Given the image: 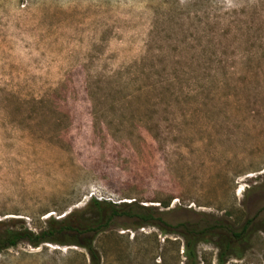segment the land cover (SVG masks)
<instances>
[{
    "label": "rangeland",
    "instance_id": "rangeland-1",
    "mask_svg": "<svg viewBox=\"0 0 264 264\" xmlns=\"http://www.w3.org/2000/svg\"><path fill=\"white\" fill-rule=\"evenodd\" d=\"M247 218L225 264H264V0H0V234L52 226L100 264H184L179 223ZM216 239L198 245L211 264ZM0 264L91 260L20 242Z\"/></svg>",
    "mask_w": 264,
    "mask_h": 264
},
{
    "label": "trees",
    "instance_id": "trees-1",
    "mask_svg": "<svg viewBox=\"0 0 264 264\" xmlns=\"http://www.w3.org/2000/svg\"><path fill=\"white\" fill-rule=\"evenodd\" d=\"M89 204L96 208V210L103 214H109L108 216L126 213V210L131 207L137 206L139 210V219L141 225L149 224V219L152 215L148 213V208L140 204L136 205L135 201L130 202L126 206H121L117 203L105 204L104 201L93 200ZM107 206V207H105ZM65 218L70 217V213L64 214ZM64 219H62L64 221ZM102 218L98 219L93 225H86L84 228L91 231L99 230L102 226ZM253 219L247 218L239 226H234L230 222H206V223H189L181 222L178 226L181 228L180 235L183 237V255L185 258L184 264H211L207 261L204 255H201L198 250V245L201 242H209L211 239L214 240L217 252V264H225L229 258L241 259L244 250L250 240V227ZM52 226L46 230L35 233L26 227H12L7 228L0 234V252L4 249L16 246L20 242H27L32 246H38L44 241H53L57 243L76 244L84 247L91 260V264H100L99 255L95 247L92 245V239L86 240L84 243L78 241H59L51 236L54 235L52 232ZM76 229L71 226L61 225L59 230L63 229ZM201 260V263L200 261Z\"/></svg>",
    "mask_w": 264,
    "mask_h": 264
}]
</instances>
